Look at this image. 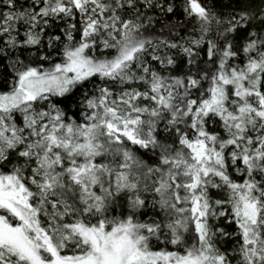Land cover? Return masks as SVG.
I'll return each instance as SVG.
<instances>
[{
  "label": "snow or ice",
  "instance_id": "1",
  "mask_svg": "<svg viewBox=\"0 0 264 264\" xmlns=\"http://www.w3.org/2000/svg\"><path fill=\"white\" fill-rule=\"evenodd\" d=\"M223 9L0 0V264H264V0Z\"/></svg>",
  "mask_w": 264,
  "mask_h": 264
},
{
  "label": "trees",
  "instance_id": "2",
  "mask_svg": "<svg viewBox=\"0 0 264 264\" xmlns=\"http://www.w3.org/2000/svg\"><path fill=\"white\" fill-rule=\"evenodd\" d=\"M176 2H177V4H182L183 0H176ZM212 2L217 9H223V6L228 4L229 0H212ZM251 2L258 3V0H251ZM233 6H235L234 3H233ZM223 10L227 11L230 9H223ZM180 18L183 19V17H180ZM173 19H175V18H173ZM61 27H62V25H61ZM56 32H57V34L59 33V28L56 29ZM77 39H79L78 35H77ZM97 54H99V52ZM24 55H28V53H24ZM7 63H8L7 60L0 58V90H2V88H3L2 81H3L4 76H6L11 71L10 67L7 69L4 67ZM96 82L99 83L98 80ZM139 155L143 156V153H139ZM143 158L147 159V157H143ZM149 162H151V161H149ZM234 227L235 226H233V228ZM230 230H232V229H230Z\"/></svg>",
  "mask_w": 264,
  "mask_h": 264
}]
</instances>
